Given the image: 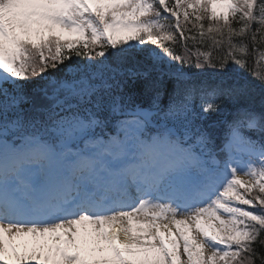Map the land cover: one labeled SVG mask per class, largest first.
<instances>
[{"label":"snow or ice","instance_id":"snow-or-ice-1","mask_svg":"<svg viewBox=\"0 0 264 264\" xmlns=\"http://www.w3.org/2000/svg\"><path fill=\"white\" fill-rule=\"evenodd\" d=\"M257 260L264 0H0V264Z\"/></svg>","mask_w":264,"mask_h":264},{"label":"trees","instance_id":"trees-1","mask_svg":"<svg viewBox=\"0 0 264 264\" xmlns=\"http://www.w3.org/2000/svg\"><path fill=\"white\" fill-rule=\"evenodd\" d=\"M129 67H132V65H129ZM229 69L231 71L229 72L230 76H236L238 72V77L240 78L239 82L244 83L245 80H247L252 85H257V81L253 79V76L251 75V69H244V70H237L235 65H229ZM186 71L190 72H196L197 70L195 68L192 69H185ZM208 79H211V77H207ZM235 80L230 79L229 83H234ZM140 81L138 80L137 83L134 85L129 81V86L126 88L128 91L133 92H140L141 88L139 87ZM162 90L164 92V102L167 103V94L171 90V82L165 79L163 84L161 85ZM138 103H143L144 106H147L146 99H138ZM27 107V105H25ZM220 108L221 112L212 113L208 116L206 120L203 121V127L204 130L209 134L210 139L213 141V144L218 143L215 147L218 149L221 146L222 142V136L227 131L225 125L223 124V120L226 118L229 121H231L232 116L228 113L230 111H233V105L231 101L228 100H222L220 101ZM257 110H259L257 108ZM249 136H252L253 138H256L255 133H246ZM258 251L260 250L259 245H257ZM256 264H259V260H257Z\"/></svg>","mask_w":264,"mask_h":264}]
</instances>
